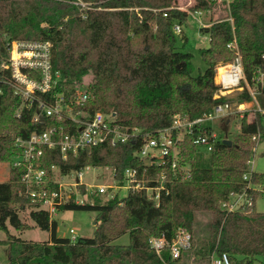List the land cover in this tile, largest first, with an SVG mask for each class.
Segmentation results:
<instances>
[{"label":"trees","instance_id":"trees-1","mask_svg":"<svg viewBox=\"0 0 264 264\" xmlns=\"http://www.w3.org/2000/svg\"><path fill=\"white\" fill-rule=\"evenodd\" d=\"M74 1L0 0V59L7 55L10 40L48 41L53 70L59 73L51 93L68 99L76 87L86 86L91 92L84 107L87 115L114 114L119 125L140 133L115 146L99 145L65 159L58 146L45 148L43 166L52 174L50 166L55 165L63 175L85 166L108 167L119 183L125 168H136L149 187L157 184L163 169L164 187L158 200L143 188L129 190L123 197L115 193L104 202L93 195L90 202L63 204L59 209L96 212L94 236L71 239L56 235V221L24 195L22 170L10 165L8 179L0 182V230L7 234L3 242L8 245V264H211L212 257L222 253L230 264H253L264 257V212L256 211L254 202L231 211L220 207L231 194L254 201L255 186L264 184V174L247 166L252 136L264 138V115L235 117L239 132L224 138L218 133L210 151L193 143L208 129L207 121L194 125L192 133L173 130L179 151L174 172L136 155L143 133L170 127L177 115L194 120L212 112L216 104L248 100L245 93L215 98V67L233 59L234 50L227 44L235 42L244 75L250 79L264 53V0H232L228 7L213 0H193L190 12H207L219 4L227 11L224 18L200 28L208 35L209 46L200 49L205 69L197 75L192 74V54L175 45L173 26H181L189 14L174 5L176 0H81L85 6ZM182 39H186L183 34ZM8 75L0 69L1 80ZM258 100L264 107V92ZM20 105L12 88L0 82V161L11 162L17 151L15 137L27 138L33 131L66 123L47 115L32 121L34 106H23L16 117ZM180 132L182 138L177 137ZM184 169L190 171L187 180L181 177ZM200 214L208 216L205 235L198 229ZM9 226L38 227L50 237L41 242L23 240L11 235ZM181 231L189 234V247L172 258L169 244ZM123 233L129 235V243L114 244ZM154 236L165 237L166 246L159 254L150 245Z\"/></svg>","mask_w":264,"mask_h":264},{"label":"built area","instance_id":"built-area-1","mask_svg":"<svg viewBox=\"0 0 264 264\" xmlns=\"http://www.w3.org/2000/svg\"><path fill=\"white\" fill-rule=\"evenodd\" d=\"M213 1L228 7L232 0ZM74 2L82 6L86 5L81 0ZM173 30L180 33L181 26L175 24ZM6 45L7 55L0 59V69L8 71L9 75L6 79H0V82L8 84L12 88L13 94L21 100L20 108L15 116L20 117V109L23 106H34L37 108L32 117L34 122L42 121L44 115L52 117L56 121H66L64 125L49 127L42 132L33 131L27 138L15 137L14 144L17 151L13 154L10 165L22 170L20 181L23 184V193L35 205L36 209L45 210L52 218L65 203L70 201L84 203L88 201V195L108 192L109 197H112L115 194L114 190L121 188L127 192L129 190L137 192L146 188L151 192L150 196L152 195L154 200H158L159 190L164 187L165 172L163 169L160 174H157V184L151 187L146 186L143 179L138 177L136 168H125L121 183L113 179L111 170L112 183L99 185L83 182L82 169L77 171V181H61L56 178L55 173L59 170L55 165L50 166L53 173H49V170L43 166L45 148L52 149L58 146L62 158L65 159L68 155H76L80 150L91 149L99 145L115 146L119 142H125L137 136L140 132L135 127L119 125L114 114L96 111L87 115L84 107L91 98V92L86 86L76 87L73 96L68 99L63 94L51 93L59 80V73L53 70L51 45L48 41L14 39L8 41ZM227 47L234 50V57L231 61L216 66L215 84L217 90L214 97L227 96L233 91L235 94H247L248 100L216 104L212 112L194 120L177 115L170 127L143 133V141L136 152L139 159L162 168L169 167L174 172L179 164V151L174 147L175 142L171 137L173 130L178 132L186 130L187 133H192L194 125L206 121L227 119L228 122L230 117L242 118L247 115L249 119H253L256 113L264 115V107L258 100V95L264 92V53L260 55V62L253 68L250 79H247L244 75L237 45L235 42H229ZM257 138V135L252 136L253 141ZM216 139L217 135L214 129L208 127L201 134L196 135L193 143L210 151ZM88 167L91 166L84 168ZM249 176V172L243 174L244 179H248ZM181 177L182 180L189 179L190 171L184 169ZM76 194H82L84 197L78 199ZM232 198L233 202L230 201ZM244 204L250 206L252 200L243 194H231L227 201L220 203V207L231 211ZM69 232L71 235L74 234L73 229H70ZM150 245L159 254L166 246L165 237H151ZM188 247L189 234L183 231L179 232L169 244L171 257L177 258ZM211 264H230V261L228 256L222 253L212 257Z\"/></svg>","mask_w":264,"mask_h":264},{"label":"rangeland","instance_id":"rangeland-1","mask_svg":"<svg viewBox=\"0 0 264 264\" xmlns=\"http://www.w3.org/2000/svg\"><path fill=\"white\" fill-rule=\"evenodd\" d=\"M193 0H176L174 5L179 9L188 10ZM224 6V5H223ZM221 4L215 5L213 9L207 12H189L185 21L181 25L182 33L173 32L175 36V45L177 49L181 51L190 52L192 54V74L197 75L203 72L205 69V62L200 55V49L207 48L209 46L208 35L201 31L200 28L205 25H209L210 22L216 21L218 19L224 18L227 11ZM182 34L186 36V39H182ZM221 64V63H220ZM216 70V67H215ZM235 92L227 94L229 97H233ZM223 120L208 121L207 125L214 129V132L218 136L233 137L239 132V119L230 117L229 124H225ZM178 138H182V133L177 134ZM248 169L254 171L255 173L264 174V138H257L254 140L253 151L250 154V160L248 163ZM10 163L7 161H0V182L5 181L9 177ZM82 181L87 184H110L112 183L111 170L108 167H88L82 169ZM55 177L63 181H77L78 173L77 171H71L67 175H63L56 171ZM258 196L252 201L254 202V207L256 211L264 212V184L256 185ZM111 192V191H110ZM115 193L119 197H123L127 194V190L124 188L115 189ZM109 193V192H108ZM98 194L96 195L100 202H104L110 194ZM78 199L83 198L82 194H76ZM88 201H92V196L88 195ZM231 202L234 199H230ZM242 201V199H240ZM253 204V203H252ZM118 215L122 213L118 210ZM20 216L27 219L28 215L26 213L20 212ZM96 212L87 210H69L60 209L52 217L56 221V235L58 237H93L95 232V218ZM199 225L198 229L200 235H205L207 233V227L204 224L208 222V216L205 214H200L196 217ZM208 224V223H207ZM73 229L74 234L71 235L69 232ZM9 233L17 238L23 240H31L36 242L46 241L49 239L50 234L47 230L39 229L38 227H31L24 230H16L9 226ZM7 237V234L0 230V264H8V245L3 242ZM114 244L127 245L129 243V235L123 233L113 240ZM188 263L192 260L189 258ZM253 264H264V257L253 262Z\"/></svg>","mask_w":264,"mask_h":264},{"label":"water","instance_id":"water-1","mask_svg":"<svg viewBox=\"0 0 264 264\" xmlns=\"http://www.w3.org/2000/svg\"><path fill=\"white\" fill-rule=\"evenodd\" d=\"M41 119H42V117H41ZM223 142L226 143V144H228V145L231 144V141L230 140H227V139H224Z\"/></svg>","mask_w":264,"mask_h":264},{"label":"crops","instance_id":"crops-1","mask_svg":"<svg viewBox=\"0 0 264 264\" xmlns=\"http://www.w3.org/2000/svg\"><path fill=\"white\" fill-rule=\"evenodd\" d=\"M48 240V239H47Z\"/></svg>","mask_w":264,"mask_h":264}]
</instances>
